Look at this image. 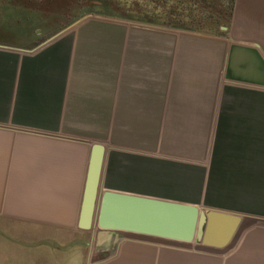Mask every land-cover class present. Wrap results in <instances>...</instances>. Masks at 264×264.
I'll return each mask as SVG.
<instances>
[{
	"label": "crops",
	"instance_id": "crops-1",
	"mask_svg": "<svg viewBox=\"0 0 264 264\" xmlns=\"http://www.w3.org/2000/svg\"><path fill=\"white\" fill-rule=\"evenodd\" d=\"M96 143L102 190L237 213L229 242L81 229ZM0 264H264V0L216 29L90 15L0 43Z\"/></svg>",
	"mask_w": 264,
	"mask_h": 264
},
{
	"label": "water",
	"instance_id": "water-1",
	"mask_svg": "<svg viewBox=\"0 0 264 264\" xmlns=\"http://www.w3.org/2000/svg\"><path fill=\"white\" fill-rule=\"evenodd\" d=\"M102 158L103 146L96 143L89 159L80 207L81 229L97 227L185 243L199 241L216 247L225 246L235 233L241 220L237 213L203 211L187 203L102 190L99 186ZM214 219L220 220L221 226H216Z\"/></svg>",
	"mask_w": 264,
	"mask_h": 264
},
{
	"label": "rangeland",
	"instance_id": "rangeland-1",
	"mask_svg": "<svg viewBox=\"0 0 264 264\" xmlns=\"http://www.w3.org/2000/svg\"><path fill=\"white\" fill-rule=\"evenodd\" d=\"M117 1L125 6L127 4L132 6V3L136 2L135 0ZM176 2L178 0H159V3L155 5L148 1V6L154 9L151 15L155 18L149 21L136 16L132 17L130 16L131 13L125 11L123 13L118 12L111 6L102 7L95 0H0V43L31 49L58 34L68 25L90 15H106L129 18L143 23L166 24L168 23L166 21L168 12L172 11L171 17L174 20L177 19V14L185 18L191 7V2L183 4ZM143 4L146 5L144 2ZM175 23L177 24L172 25V27L179 29L189 28L191 25L195 26V23L192 24L188 21H175ZM199 29L214 28L204 26L199 27Z\"/></svg>",
	"mask_w": 264,
	"mask_h": 264
},
{
	"label": "trees",
	"instance_id": "trees-1",
	"mask_svg": "<svg viewBox=\"0 0 264 264\" xmlns=\"http://www.w3.org/2000/svg\"><path fill=\"white\" fill-rule=\"evenodd\" d=\"M135 3L127 4L125 6L119 3L117 0H95L100 4L102 7H113L116 11L120 12H128L131 13L130 16L132 17H139L142 20H153V15H151L153 8H150L147 3L151 1L153 4H158L159 0H135ZM188 1V2H187ZM143 2L146 4L144 5ZM179 3H189L191 2V7L187 14L184 17H180V14H177V19H172L171 17L172 11L168 12L169 14L166 15V23L167 25H176V22H190L192 24L195 23V26H189L196 29L199 27L209 26L213 27L214 29L218 28L222 23L227 25L231 19L234 0H227V1H219V0H178ZM176 2V3H178ZM94 3V1H93ZM174 9V6H172ZM197 11V12H196ZM135 14V15H134ZM174 20V22H173ZM186 20V21H183ZM177 27V26H175Z\"/></svg>",
	"mask_w": 264,
	"mask_h": 264
}]
</instances>
